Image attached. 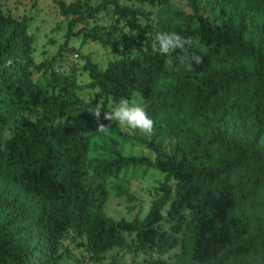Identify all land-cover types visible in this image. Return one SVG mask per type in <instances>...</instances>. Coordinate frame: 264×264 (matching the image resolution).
Masks as SVG:
<instances>
[{
  "label": "trees",
  "instance_id": "obj_1",
  "mask_svg": "<svg viewBox=\"0 0 264 264\" xmlns=\"http://www.w3.org/2000/svg\"><path fill=\"white\" fill-rule=\"evenodd\" d=\"M51 1L69 20L66 44L76 23L108 9L133 33L137 48L116 29H84L83 42L119 60L102 71L87 55L83 69L102 113L111 100H145L151 139L143 144L155 160L123 157L112 140L107 159L94 162L93 123L80 116L57 122L82 111L73 78L50 71L65 48L35 65L25 25L0 12V264H60L69 232L85 240L91 258L127 247L159 258L180 250L174 263L148 264H264V0H211L209 17L198 0H184L191 14L168 0ZM123 2L157 10L156 25L140 24L152 11ZM41 72L62 98L52 101L37 87ZM38 109L37 125L23 117ZM161 126L193 157L163 161ZM133 168L155 169L167 182L142 221L115 222L102 210L106 188ZM122 233L135 236L134 246Z\"/></svg>",
  "mask_w": 264,
  "mask_h": 264
},
{
  "label": "rangeland",
  "instance_id": "obj_2",
  "mask_svg": "<svg viewBox=\"0 0 264 264\" xmlns=\"http://www.w3.org/2000/svg\"><path fill=\"white\" fill-rule=\"evenodd\" d=\"M65 3L76 1L85 2L91 6H97L108 0H63ZM169 4L180 9L184 14H191L184 0H168ZM211 0H198L199 12L204 17L210 15ZM123 5L139 8L144 11H152L153 17L149 20L140 21L141 25L148 22L151 26L156 25V11L151 10L147 5L138 3L123 2ZM0 12L3 17L12 21L14 25H25L28 37H30V48L32 59L35 65L43 61L51 60L59 51L60 47L65 49L53 62L50 71L62 75L71 76L74 81V96L80 101L82 111L75 115H63L57 122L63 123L66 120L83 117L91 121L95 127L93 134L87 135L89 157L94 161L107 159V149L111 146L112 140L119 143L118 151L123 157H139L155 160V155L143 144L150 142V135L147 131V119L144 115L146 102L139 95L132 96L131 100L123 102L110 101L107 105V113L101 112L102 103L95 101L96 90L89 87L90 79L84 71V56H90L92 62L100 70H105L109 63L119 60V57L112 54L108 49L90 41L83 42L86 34L82 32L97 28L101 32L116 29L119 35L125 36L129 43L137 48L133 33L125 26L124 21L118 20L112 15V10L101 12L96 20H89L85 24L76 23L71 32L73 36L66 44L65 38L68 33L69 20L60 16L58 7L51 0H0ZM14 29V27H12ZM17 34L16 30H13ZM28 46L27 43L24 44ZM143 47V46H142ZM145 48L143 47L142 50ZM134 54L136 51H132ZM11 66L13 61L10 62ZM48 74L39 73L34 80L40 90L46 92L47 96L55 101L63 97L59 87L51 84ZM32 124L37 125L41 118V110L23 116ZM124 136V137H122ZM162 151V160L165 162L175 160H189L194 154L182 152L176 140L168 134L165 127L161 126L159 137L156 141ZM165 174L155 169L133 168L129 169L118 180H111L107 185L108 198L102 207L107 218L117 222L124 220L132 222L135 219L142 221L149 212L152 202L160 194V187L166 183ZM120 188L127 191L134 200L128 202L127 198L118 197ZM127 246H134L136 238L133 234L122 233ZM85 240L76 234L69 232L61 243L60 264H148L153 260H165L174 263L180 250L176 249L165 257L159 258L154 253L142 252L134 255L126 247L124 249H113L98 258H91L85 248ZM33 250L28 247L27 251Z\"/></svg>",
  "mask_w": 264,
  "mask_h": 264
}]
</instances>
